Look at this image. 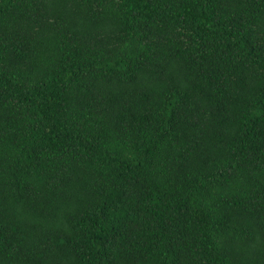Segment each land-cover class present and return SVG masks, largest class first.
Returning <instances> with one entry per match:
<instances>
[{"label":"trees","instance_id":"trees-1","mask_svg":"<svg viewBox=\"0 0 264 264\" xmlns=\"http://www.w3.org/2000/svg\"><path fill=\"white\" fill-rule=\"evenodd\" d=\"M0 264H264V0H0Z\"/></svg>","mask_w":264,"mask_h":264}]
</instances>
